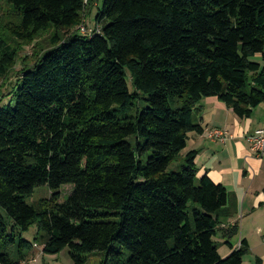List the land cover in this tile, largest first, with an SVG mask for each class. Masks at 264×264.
Instances as JSON below:
<instances>
[{"label":"trees","instance_id":"16d2710c","mask_svg":"<svg viewBox=\"0 0 264 264\" xmlns=\"http://www.w3.org/2000/svg\"><path fill=\"white\" fill-rule=\"evenodd\" d=\"M3 1L19 43L51 41L0 108V264L38 246L68 248L73 264L95 252L114 264H243L249 245L234 249L239 225H225L230 193L183 152L203 133L204 99L240 119L264 103V0ZM94 6L96 28L81 34ZM17 55L0 31L1 85ZM41 186L51 197L29 204Z\"/></svg>","mask_w":264,"mask_h":264},{"label":"crops","instance_id":"0c3cea01","mask_svg":"<svg viewBox=\"0 0 264 264\" xmlns=\"http://www.w3.org/2000/svg\"><path fill=\"white\" fill-rule=\"evenodd\" d=\"M201 105L203 110L200 125L203 133L190 134L183 153L185 155L190 151H197L199 176L207 174L214 184L223 185L230 193V207L235 208V211L230 209L235 216L226 220L225 225H239L240 234L231 240L234 249L243 240L249 245L250 258L246 260V256L243 264H253L256 258L264 261V160L254 156L249 142V137L256 130L264 129V103L254 109L248 119H240L215 97L204 99ZM209 129L227 132V140H210L205 135V131ZM256 233L262 237L263 244H258L261 248L259 251L254 243ZM217 242L222 258L232 253L233 249L225 241Z\"/></svg>","mask_w":264,"mask_h":264},{"label":"rangeland","instance_id":"374dc122","mask_svg":"<svg viewBox=\"0 0 264 264\" xmlns=\"http://www.w3.org/2000/svg\"><path fill=\"white\" fill-rule=\"evenodd\" d=\"M101 1V0H100ZM101 6V2H100ZM96 7L92 8V11H87L84 17V24L78 29L81 34L84 35H92L95 30V16L97 10ZM91 13V14H90ZM18 25L17 17L11 8L6 4L5 1H0V31L2 35L10 42L11 46L18 51L17 59L15 61V65L12 68L9 76L2 81V85L0 82V108L9 105L15 104V100L10 97L9 93L12 91L13 86L18 78V74L25 66H31L40 54L46 50L49 46L51 37L50 32L47 34H43L38 37L36 40L31 41L30 43H19V39L15 38L9 31L10 28H14ZM73 191L72 186H64L59 190L60 193V202H65L68 197L71 195ZM52 195L50 189L46 186L37 187L34 190L33 195L28 198L27 202L29 204H35L42 200L49 199ZM262 235H264V230L262 231ZM38 230L36 226H32L28 232L23 234V239L27 240L29 243L33 244L35 239L37 238ZM258 237V239H256ZM260 238V239H259ZM262 237L259 234H255L254 243L255 248L258 250L260 246L258 244L262 243ZM261 249V248H260ZM259 249V250H260ZM258 250V251H259ZM27 260L22 264H73L69 255V249H64L58 255H46L43 254L42 247L38 246L33 248L31 251L26 253ZM87 259L89 264H114L113 262H107L106 256L104 253L95 252L91 254L83 255ZM250 258V255L245 258Z\"/></svg>","mask_w":264,"mask_h":264},{"label":"built area","instance_id":"2783aa9c","mask_svg":"<svg viewBox=\"0 0 264 264\" xmlns=\"http://www.w3.org/2000/svg\"><path fill=\"white\" fill-rule=\"evenodd\" d=\"M205 135L212 141L225 142L228 133L219 129H209L205 131ZM251 144L250 150L254 156L259 160H264V129L256 130L252 136L249 137Z\"/></svg>","mask_w":264,"mask_h":264}]
</instances>
